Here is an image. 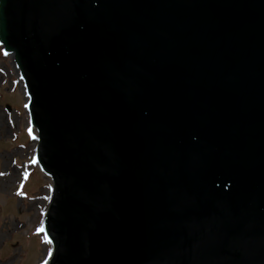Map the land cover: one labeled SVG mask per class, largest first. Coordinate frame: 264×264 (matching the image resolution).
<instances>
[{
    "label": "water",
    "instance_id": "95a60500",
    "mask_svg": "<svg viewBox=\"0 0 264 264\" xmlns=\"http://www.w3.org/2000/svg\"><path fill=\"white\" fill-rule=\"evenodd\" d=\"M0 44L48 264H264V0H0Z\"/></svg>",
    "mask_w": 264,
    "mask_h": 264
},
{
    "label": "rangeland",
    "instance_id": "374dc122",
    "mask_svg": "<svg viewBox=\"0 0 264 264\" xmlns=\"http://www.w3.org/2000/svg\"><path fill=\"white\" fill-rule=\"evenodd\" d=\"M35 135L21 81L0 48V264H46L52 252L43 233L52 184L35 164Z\"/></svg>",
    "mask_w": 264,
    "mask_h": 264
},
{
    "label": "bare ground",
    "instance_id": "6f19581e",
    "mask_svg": "<svg viewBox=\"0 0 264 264\" xmlns=\"http://www.w3.org/2000/svg\"><path fill=\"white\" fill-rule=\"evenodd\" d=\"M35 164H36V165H38V164H37V161H36V163H35ZM46 179H47V181L49 182V179H48V177H46ZM47 194H48V188H47ZM45 246H47V248H46V249L48 250V246H49V245H45Z\"/></svg>",
    "mask_w": 264,
    "mask_h": 264
},
{
    "label": "snow or ice",
    "instance_id": "6c2138e0",
    "mask_svg": "<svg viewBox=\"0 0 264 264\" xmlns=\"http://www.w3.org/2000/svg\"><path fill=\"white\" fill-rule=\"evenodd\" d=\"M6 54V53H5ZM30 134V133H29ZM17 194H19V193H17ZM40 229H38V231H39Z\"/></svg>",
    "mask_w": 264,
    "mask_h": 264
}]
</instances>
